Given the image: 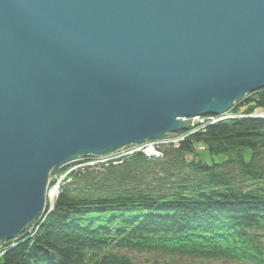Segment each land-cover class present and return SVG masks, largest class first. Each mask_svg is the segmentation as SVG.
<instances>
[{"label":"water","instance_id":"water-1","mask_svg":"<svg viewBox=\"0 0 264 264\" xmlns=\"http://www.w3.org/2000/svg\"><path fill=\"white\" fill-rule=\"evenodd\" d=\"M260 89L264 0H0V242L42 213L55 168Z\"/></svg>","mask_w":264,"mask_h":264},{"label":"trees","instance_id":"trees-1","mask_svg":"<svg viewBox=\"0 0 264 264\" xmlns=\"http://www.w3.org/2000/svg\"><path fill=\"white\" fill-rule=\"evenodd\" d=\"M236 109L264 110V89ZM161 149L73 175L0 264H138L144 253L264 264V119L207 125Z\"/></svg>","mask_w":264,"mask_h":264},{"label":"rangeland","instance_id":"rangeland-1","mask_svg":"<svg viewBox=\"0 0 264 264\" xmlns=\"http://www.w3.org/2000/svg\"><path fill=\"white\" fill-rule=\"evenodd\" d=\"M248 94H250V93H247L242 99L247 97ZM260 113H264V110H259V114ZM208 116H210V115L185 118V120H189V124H191V125H189V129L187 131H189L193 125H194L193 127L195 129L196 128H202V126L204 125L202 123V121H205V123H206V121H207V123H211L213 119H211ZM211 116L214 118H217L216 115H211ZM244 116L246 117V116H248V114H244ZM227 118L228 119L229 118L240 119L239 115L237 113H235V111H231L230 115H228L227 117H225L223 119H221V118L217 119L216 121L218 123V121L225 120V119L227 120ZM216 121H214V122H216ZM213 124H215V123H211L208 125H213ZM181 132L182 131H180V133ZM184 132H186V131H184ZM127 148H132V145L118 150V151H120L119 153L122 154V156H123L120 159L114 160L113 158H111L109 156V155H112L114 153L109 154V155H100V156H82V157H79L78 159H76L75 161L70 162L67 165H64V166L59 167V168H55L57 170H55V171L53 170L50 174V184H48L49 186H48V189L46 192L47 202L48 203H52V201L55 202L56 200H55L54 195L57 197L59 192H60L61 187L64 184L71 182L73 179V175L78 174L79 172H83L85 170V167H91L94 169L99 168L98 165H104V164H107L109 162H117L118 160H121L124 157L131 156V155L136 154V153H142L144 155H148L143 151L133 150L132 154L124 156L123 154H125ZM158 150H159L158 156L150 155V157H162V149L159 148ZM198 150H204V146L200 145L198 147ZM246 157L249 158V155H246ZM217 159H222V157H218ZM90 162H92V163L90 164ZM262 163L264 165V160L262 161ZM50 192L52 193V195L54 197V199H52V200L50 197H49L50 199L48 198V194ZM48 208L50 209V207H48ZM33 226L36 227V229L40 227V225H33ZM25 229H27V227ZM28 230L30 231V229H27V231H26L27 234H28ZM23 232H25V231H23ZM24 234H26V233H24ZM4 247L5 246H2V247L0 246V248H2L0 250H3ZM134 257H135L138 264H156V260H158V264H235V263L222 262V261H201V260H190L187 258H179V257H164V256H157L154 254H147V253L135 254Z\"/></svg>","mask_w":264,"mask_h":264},{"label":"bare ground","instance_id":"bare-ground-1","mask_svg":"<svg viewBox=\"0 0 264 264\" xmlns=\"http://www.w3.org/2000/svg\"><path fill=\"white\" fill-rule=\"evenodd\" d=\"M240 100H242V99H240ZM239 101V100H238ZM238 101H236V103H235V105H234V107H233V109L232 110H229V111H226V112H224V113H222V114H219V115H216L217 116V119H223V118H225V117H227L228 115H230V112L231 111H235V113H237L238 115H239V117H240V119H243V118H246V117H249V118H262V119H264V113H260L259 114V111L258 110H255V111H250L249 112V114L248 113H246V112H244V111H241L240 113H239V110H237L236 108H237V104H238ZM244 114H248V116H244ZM237 118V117H236ZM235 119V118H234ZM234 119H232V118H227V120L225 119V120H220V121H218V122H221V121H230V120H234ZM190 131H193V128L192 129H190ZM192 134H193V132H191ZM170 134H172V133H170ZM168 136H170V135H168ZM167 136V137H168ZM160 139H162V138H160ZM160 139H148V140H146L145 142H143V143H153V142H156L157 140H160ZM143 143H141V144H143ZM180 143V142H179ZM179 143H174L173 144V146L172 145H169L168 147H174V148H178L179 146H180V144ZM179 144V145H178ZM133 145H135V144H133ZM132 145V146H133ZM139 145V144H138ZM127 146H125L124 148H126ZM205 148V147H204ZM152 150V147H150V151ZM118 151H116V152H114L115 154L117 153ZM112 154V153H111ZM147 156H150V155H147ZM117 159H120V157H118ZM69 164V163H68ZM67 165V164H66ZM49 184H50V178H49ZM49 186V185H48ZM52 192V191H51ZM49 193L48 194V198L50 197L51 198V200L52 199H54V197H55V200H56V196L54 195V197H53V195H52V193ZM49 198V199H50ZM48 207H50V209L48 208ZM54 207H55V202L54 201H52V203H48L47 202V199H46V203H45V206H44V210L42 211V213L33 221V222H31L28 226H27V229H30V231L28 230V237H27V239L28 238H31V237H34V235H35V233L39 230V228H37L36 229V227H34L33 225H42L44 222H45V220L47 219V217L49 216V214L54 210ZM25 230V228L21 231V233L17 236V237H15V238H12V239H8V240H5V241H2V242H0V246L2 247V246H5L4 247V249L3 250H0V258H2L3 257V255H4V253H5V251H7V249H9V248H12V247H14V246H16L17 245V242L21 239V237L22 236H24V233H23V231ZM27 233V232H26ZM0 249H2V248H0Z\"/></svg>","mask_w":264,"mask_h":264},{"label":"built area","instance_id":"built-area-1","mask_svg":"<svg viewBox=\"0 0 264 264\" xmlns=\"http://www.w3.org/2000/svg\"><path fill=\"white\" fill-rule=\"evenodd\" d=\"M211 119H213L212 120V122L211 123H217V118H214V117H210ZM206 120V119H205ZM214 121H216V122H214ZM202 123L205 125H203L202 126V128H194L193 126L190 128V129H192L193 128V131H186L187 133H177V135H170V136H168V137H165V138H162V139H160V140H157L156 142H153V143H143V144H140V145H133L132 146V148H127L126 149V152H125V154H123L124 156L125 155H129V154H132L133 153V150H139V151H143V152H145L146 154H148V155H153V156H158L159 155V148H161L162 146H169V145H172L173 146V144L174 143H181L184 139H185V137L187 136V135H189V134H192L191 132H196V131H198V130H200V129H203V128H205L208 124H211V123H207V121H206V123H205V121H202ZM179 143V144H180ZM178 144V145H179ZM150 147H152V150L150 151ZM120 151H118L116 154L114 153V154H112V155H109L111 158H113L114 160L115 159H117L118 157H123L122 156V154H120L119 153ZM110 160V159H109ZM92 162H90V164H91Z\"/></svg>","mask_w":264,"mask_h":264}]
</instances>
